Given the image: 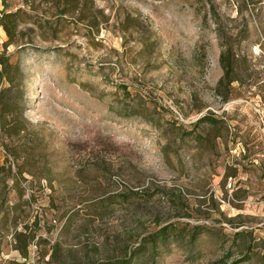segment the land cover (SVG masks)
I'll return each mask as SVG.
<instances>
[{"label":"rangeland","instance_id":"1","mask_svg":"<svg viewBox=\"0 0 264 264\" xmlns=\"http://www.w3.org/2000/svg\"><path fill=\"white\" fill-rule=\"evenodd\" d=\"M32 5L0 0L34 22L0 26V264H264V0Z\"/></svg>","mask_w":264,"mask_h":264},{"label":"trees","instance_id":"2","mask_svg":"<svg viewBox=\"0 0 264 264\" xmlns=\"http://www.w3.org/2000/svg\"><path fill=\"white\" fill-rule=\"evenodd\" d=\"M48 1V0H44ZM52 5H54L55 11L57 16H61L65 13H77L81 12L82 9L85 7L86 0H49ZM23 4H25L26 9L33 10V0H22ZM76 11V12H75ZM21 14L25 15L26 11L25 9L17 8L13 12H6L5 10L1 11L0 14V26L3 30V32L6 35V42L5 44H10V45H15L18 46L21 37H22V30L21 26L30 23L31 26H29L27 29L33 32V25L34 22H27L23 18H21ZM94 23L92 24L93 26L97 25V22H95V16L93 17ZM38 25V24H37ZM36 25V26H37ZM91 25V22L90 24ZM38 28L41 29L42 26L38 25ZM30 39V38H29ZM232 53H230L229 49H225L219 54V63L222 68V75L217 79V86L220 85H225L228 86L232 81H235L236 78L233 77V74L235 72V68L232 64ZM12 69V72L15 73L14 77L16 80H19V77L16 75L18 72L17 65H12L8 63L7 58L4 57L2 54H0V81L3 80L5 81L8 85H10L13 81V77L10 76V70ZM1 91V89H0ZM11 114V112H10ZM200 121H207V117L202 116L199 118ZM6 128V133L9 135L11 134L10 130L13 129V131H17L18 128L15 127V125H12V123H9L8 125L5 126ZM155 238H148L147 243L154 245L156 243ZM140 247L144 248L145 245L137 247L136 250L132 253L135 255H139L141 253V250L139 251ZM55 245H51L52 251H55ZM143 250V249H142ZM246 257H239L236 259H233L229 262H227L223 258H217L213 261H211L208 264H238L241 261L245 260ZM118 264H122V262H118Z\"/></svg>","mask_w":264,"mask_h":264}]
</instances>
